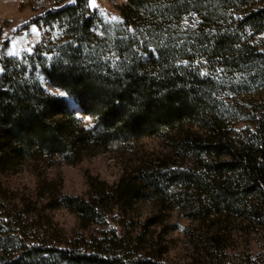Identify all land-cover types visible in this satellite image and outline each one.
<instances>
[{"label":"rangeland","instance_id":"1","mask_svg":"<svg viewBox=\"0 0 264 264\" xmlns=\"http://www.w3.org/2000/svg\"><path fill=\"white\" fill-rule=\"evenodd\" d=\"M74 2L0 0V53L12 58L33 53L49 33L57 34L33 19ZM126 4L89 0L112 22H123ZM193 22L194 15L184 21ZM240 44L248 55L252 50L264 54V33L248 27ZM191 65L212 86L211 102L228 143L234 148L249 144L264 116V68L218 57L195 58ZM41 80L47 93L67 100L83 127H94L93 117L72 97L47 78ZM193 140L208 142L203 125L189 123L158 136L94 144L76 163L49 155L20 161L3 154L0 234L17 236L31 248L123 261L264 264V200L236 175L210 171L208 165L217 159L193 148ZM204 183L231 186L235 203L224 206L213 200Z\"/></svg>","mask_w":264,"mask_h":264},{"label":"trees","instance_id":"2","mask_svg":"<svg viewBox=\"0 0 264 264\" xmlns=\"http://www.w3.org/2000/svg\"><path fill=\"white\" fill-rule=\"evenodd\" d=\"M121 13L123 22H112L89 0H75L33 19L57 32L33 53L13 58L0 53V166L3 154L76 163L94 144L199 123L209 140H193L192 147L217 159L209 170L236 175L264 200V116L249 144L231 146L218 126L212 86L191 65L195 58L218 57L264 68V54L248 55L240 44L248 27L264 33V0H127ZM193 15L195 22L186 25ZM42 77L92 116L94 127H83L65 98L47 93ZM206 191L224 206L235 203L231 186L209 185ZM0 264L163 263L31 248L17 236L0 234Z\"/></svg>","mask_w":264,"mask_h":264}]
</instances>
